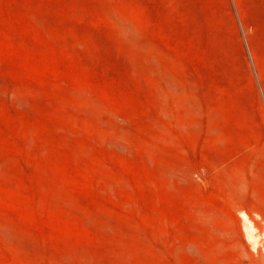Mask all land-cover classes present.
I'll return each instance as SVG.
<instances>
[{"label": "rangeland", "instance_id": "rangeland-1", "mask_svg": "<svg viewBox=\"0 0 264 264\" xmlns=\"http://www.w3.org/2000/svg\"><path fill=\"white\" fill-rule=\"evenodd\" d=\"M0 264H264V0H0Z\"/></svg>", "mask_w": 264, "mask_h": 264}, {"label": "bare ground", "instance_id": "bare-ground-1", "mask_svg": "<svg viewBox=\"0 0 264 264\" xmlns=\"http://www.w3.org/2000/svg\"><path fill=\"white\" fill-rule=\"evenodd\" d=\"M243 218L245 221V229H246L247 235L256 244L257 237L255 236V229L252 226V222H250V220L248 219L246 215H244Z\"/></svg>", "mask_w": 264, "mask_h": 264}]
</instances>
